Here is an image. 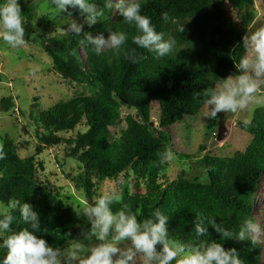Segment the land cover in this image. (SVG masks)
<instances>
[{"label":"trees","instance_id":"16d2710c","mask_svg":"<svg viewBox=\"0 0 264 264\" xmlns=\"http://www.w3.org/2000/svg\"><path fill=\"white\" fill-rule=\"evenodd\" d=\"M104 8L105 0H90ZM141 14L151 18L158 32L165 38H175L172 54L160 59L148 49L137 48L138 62L133 63L123 56L117 57L111 49L96 55L87 42L80 43L84 32L93 36L108 30L124 31L131 43L136 33L134 26L123 21L119 13L112 17V8L104 9V16L95 25L83 27L76 36L41 39L43 50L52 60L53 69L72 82H87L93 95L77 96L39 112L37 122L42 129L51 131L47 146L64 143L69 147V156L80 165V173L73 179L75 188L82 190L91 200L96 186L106 180H114L130 171L137 181L146 186L145 193L129 194L125 190L124 201L133 210H140L138 219L150 216L155 209L169 217V234L184 242L199 243L201 239H214L226 249L235 248L245 264H261L262 248L258 242L220 241L211 225L207 237H197L194 231L196 212L205 217H214L233 231H238L245 218L254 221V201L259 182L264 174V107L254 111L248 124H239L241 130L251 136L244 152L232 158L206 155L197 161L206 175L204 181L187 179L183 174L174 181L161 180L165 165L157 167V153L167 147L168 132L179 121L182 113L197 114L203 106L193 97L197 92L214 87L229 75L238 73L235 64L246 54L242 37L251 29L250 7L253 0H140ZM229 3L238 14L239 23H229L224 18L222 5ZM22 15L27 22L34 21V9L26 0H19ZM71 16L85 18L78 9L69 8ZM168 12L169 21L161 18ZM65 15L68 16L67 13ZM45 17L36 19V24H47ZM185 31H177L183 25ZM84 60L82 59V54ZM2 75L0 73V82ZM158 105L156 128L151 129V104ZM0 105L4 112L14 108L13 100L3 98ZM135 111V115L122 117L121 108ZM122 123L125 129L115 137L111 128ZM83 124L84 132L64 139L61 134L73 132ZM155 134L157 136H155ZM5 158L0 160V202L20 199L30 203L40 214V221L47 233L38 232L50 246L62 247L69 239L82 233V229H70L79 220L71 208L65 207L56 195L46 191L37 178L41 164L32 159H21L17 147L8 138L2 141ZM209 167L214 170L206 172ZM119 205L114 206L115 208ZM17 221L19 212H15ZM255 222V221H254ZM19 222L12 225L13 231L25 227ZM159 247V246H158ZM7 250L0 248V264Z\"/></svg>","mask_w":264,"mask_h":264},{"label":"clouds","instance_id":"9594fccd","mask_svg":"<svg viewBox=\"0 0 264 264\" xmlns=\"http://www.w3.org/2000/svg\"><path fill=\"white\" fill-rule=\"evenodd\" d=\"M115 6L123 21L134 26L136 33L131 36V43L137 47H126L129 36L124 31L108 30L93 36L84 32L81 44L87 42L96 55L104 49H111L119 57L138 62L137 48L148 49L156 58L167 57L176 47L175 38H165L164 32H158L151 18L141 14L140 0H105L104 8L90 0H45V13L53 12L60 17L61 13L71 16L69 8L78 9L91 27L104 16V9ZM161 18L169 21L168 12H162ZM24 18L19 0H3L0 3V41L9 48H20L26 45ZM83 25L75 20L69 21L68 29L61 30L79 36ZM177 31H185L184 24ZM242 46L246 54L235 64L237 74L220 79V83L197 92L194 99L200 100L206 107L205 117L216 119L219 113H239L251 105L264 106V25L242 37ZM6 156L4 145L0 143V160ZM158 160L154 165L162 167L173 161L175 153L165 147L157 153ZM214 169L209 167L206 172ZM77 218H86L90 228L82 232V240L69 239L71 233L63 235L68 240L67 247H53L48 241L37 235L48 229L43 228L40 214L30 203L20 199H9L0 202V239L7 250L3 264H245L235 248L226 249L223 243L214 239H201L199 243L184 242L169 234V217L158 208L150 216L138 219L140 210H133L130 203L124 201L123 192L110 189L101 192L91 199H84L79 204L70 203ZM119 205L115 208L114 206ZM19 212V220L14 215ZM194 231L197 237H207L208 225L220 235V241L236 239L238 241L257 242L259 225L251 218H245L238 231L227 228L223 222L216 223L214 217H205L195 213ZM14 222L26 225L13 231ZM207 224V226H206ZM95 240L96 242H93ZM87 241L88 243H85ZM129 242L126 247H120ZM159 246V248H158Z\"/></svg>","mask_w":264,"mask_h":264},{"label":"rangeland","instance_id":"374dc122","mask_svg":"<svg viewBox=\"0 0 264 264\" xmlns=\"http://www.w3.org/2000/svg\"><path fill=\"white\" fill-rule=\"evenodd\" d=\"M34 9V21H25L26 45L20 48H9L0 41V100L10 97L14 102V108L4 112L0 105V143L4 138L14 142L17 154L21 159H32L35 165L41 164L42 170L38 169L37 178L42 187L53 195L68 208V204H79L87 199L82 190L76 189L73 179L80 173V165L69 156V147L64 143L58 146H47L43 140L50 137L51 131L42 129L37 122L40 111L53 107L58 102L67 101L77 96H89L98 90H93L87 82H72L63 78L53 69L52 60L43 50L42 40L52 37L65 36L61 30H67L69 21L75 20L82 24L83 20L69 17L61 13L58 17L53 12L45 13L43 5L45 0H26ZM3 0H0L2 3ZM115 5L116 0H111ZM224 18L227 22L238 24L237 11L227 2L222 5ZM118 14L115 6L112 8V17ZM251 29L248 33L255 31L256 27L264 25V0H253L250 7ZM45 17L47 24L41 26L36 24V19ZM71 32H68L70 34ZM67 34V35H68ZM82 59L84 60V55ZM264 106L251 105L247 110L233 113H219L216 119L205 117L206 107L203 106L199 113H182L179 121L168 132L170 147L175 153V159L165 164V171L161 176L163 180H177L181 174L187 179H206L204 171L197 161L204 156L232 158L244 152L251 141V136L241 130L239 124H248L256 109ZM122 117L135 115V111L121 108ZM158 105L151 104V129L156 128L158 121ZM223 123L228 130L226 138L217 141V130L219 124ZM125 129L124 123L110 132L118 137ZM83 124L73 132L61 134L64 139L75 137L79 132H84ZM155 136H157L155 134ZM117 189L129 194L145 193L146 186L137 181L130 171L120 174L114 180H106L96 186L91 199L101 192ZM91 201V200H89ZM73 211V210H72ZM79 223L70 229L81 228L82 232L90 228L86 218H78ZM254 221L259 225L260 231L257 242L262 248V261L264 264V174L259 182L254 201ZM82 233L74 240H82ZM93 242H96L93 240ZM85 243H88L85 241ZM129 242H124L120 247H126ZM3 240L0 239V248ZM68 242L61 248L67 247ZM159 248V247H158ZM173 264L175 262L173 261Z\"/></svg>","mask_w":264,"mask_h":264},{"label":"water","instance_id":"95a60500","mask_svg":"<svg viewBox=\"0 0 264 264\" xmlns=\"http://www.w3.org/2000/svg\"><path fill=\"white\" fill-rule=\"evenodd\" d=\"M227 134H228V130L226 129L225 125L223 123H220L217 130V141L224 140Z\"/></svg>","mask_w":264,"mask_h":264}]
</instances>
